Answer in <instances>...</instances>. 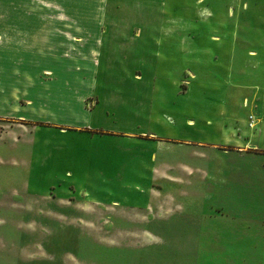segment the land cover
I'll return each instance as SVG.
<instances>
[{
    "label": "rangeland",
    "instance_id": "1",
    "mask_svg": "<svg viewBox=\"0 0 264 264\" xmlns=\"http://www.w3.org/2000/svg\"><path fill=\"white\" fill-rule=\"evenodd\" d=\"M166 1L165 16L177 18L165 21L173 29L160 36L151 81L108 84L120 93L99 87L89 96L88 106L102 98L90 123L113 135L40 127L24 137L33 146L21 140L13 152L3 138L0 153L15 158H0V264H264V157L192 153L220 144L227 127L264 149V130L255 133L264 0ZM129 5L157 11L153 3ZM123 104L150 113L105 114ZM123 130L136 142L115 137ZM243 152L264 155L245 145ZM162 162L191 168L150 178Z\"/></svg>",
    "mask_w": 264,
    "mask_h": 264
},
{
    "label": "crops",
    "instance_id": "2",
    "mask_svg": "<svg viewBox=\"0 0 264 264\" xmlns=\"http://www.w3.org/2000/svg\"><path fill=\"white\" fill-rule=\"evenodd\" d=\"M164 2L167 1L0 0V123L6 122L0 126V147L6 140H9L12 152L21 140L33 146L31 138L40 127L57 129L61 134L69 131L89 137L113 135L110 129L90 123V116L101 113L99 104L102 98L95 96L94 105L88 106L89 96L99 87L107 92L115 91L113 95L117 96L120 92L115 87L110 90L108 84H145L151 81L149 76L160 56V36L166 31L171 34L173 29V22L166 25L165 21L177 18L165 16ZM131 3L134 6L136 3L157 4L156 14L151 15L144 9L136 12L129 5ZM133 17L141 20L134 22ZM152 17L153 21H150ZM187 78L191 79V76ZM143 106H138L139 110L135 112L123 104L121 108L109 107L114 110L104 113L113 116L122 109H128L142 115L144 120L150 110ZM259 108L260 118L255 123V133L264 130L263 101ZM57 115L71 118L61 123ZM189 121L193 122V119ZM244 123L249 126L248 119ZM123 131L116 132L115 137L124 136L127 141L136 142L131 140L136 138V133ZM224 132L220 144L197 143L199 145L192 149L193 155L207 158L204 149L210 148L228 155L227 158L264 157L263 154L241 153L243 145L264 151L243 133L242 128L240 131V127H227ZM30 134V141L24 138ZM145 137L148 140L159 139L155 133ZM45 145H49L48 139ZM225 145L233 146L235 152L221 149ZM24 157L27 155L19 158ZM0 158L15 157L13 154L5 157L0 153ZM183 167L191 168L186 164L174 168L162 162L160 167L151 170L150 178H168L171 172L181 174Z\"/></svg>",
    "mask_w": 264,
    "mask_h": 264
},
{
    "label": "built area",
    "instance_id": "3",
    "mask_svg": "<svg viewBox=\"0 0 264 264\" xmlns=\"http://www.w3.org/2000/svg\"><path fill=\"white\" fill-rule=\"evenodd\" d=\"M253 120H251L250 122H249V127H253Z\"/></svg>",
    "mask_w": 264,
    "mask_h": 264
}]
</instances>
